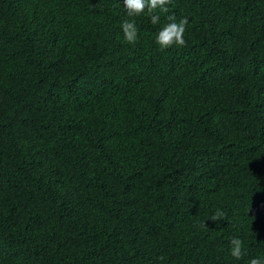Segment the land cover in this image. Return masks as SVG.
I'll return each mask as SVG.
<instances>
[{
  "label": "trees",
  "instance_id": "trees-1",
  "mask_svg": "<svg viewBox=\"0 0 264 264\" xmlns=\"http://www.w3.org/2000/svg\"><path fill=\"white\" fill-rule=\"evenodd\" d=\"M122 7L0 0V264L264 253V0H170L158 25ZM168 16L186 43L161 51Z\"/></svg>",
  "mask_w": 264,
  "mask_h": 264
},
{
  "label": "clouds",
  "instance_id": "clouds-1",
  "mask_svg": "<svg viewBox=\"0 0 264 264\" xmlns=\"http://www.w3.org/2000/svg\"><path fill=\"white\" fill-rule=\"evenodd\" d=\"M169 4L170 0H123L122 8L128 18L143 14L149 17L152 25H158L161 14L168 11ZM167 20L168 22L160 26L155 33V43L161 51L172 47H183L186 43L184 36L188 19L182 17L177 21L174 16H168ZM120 29L127 43L134 44L138 40V28L134 19L122 20ZM223 218L220 210L210 217L215 222H222ZM229 255L235 261H241L245 255V244L237 236H233L229 241ZM244 264H264V253L245 260Z\"/></svg>",
  "mask_w": 264,
  "mask_h": 264
}]
</instances>
